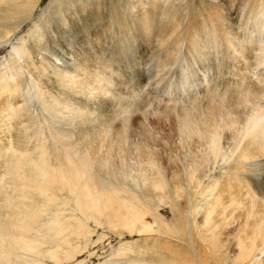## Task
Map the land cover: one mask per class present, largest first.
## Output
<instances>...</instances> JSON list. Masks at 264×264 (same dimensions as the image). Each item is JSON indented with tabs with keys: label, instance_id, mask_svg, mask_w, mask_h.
I'll use <instances>...</instances> for the list:
<instances>
[{
	"label": "bare ground",
	"instance_id": "1",
	"mask_svg": "<svg viewBox=\"0 0 264 264\" xmlns=\"http://www.w3.org/2000/svg\"><path fill=\"white\" fill-rule=\"evenodd\" d=\"M28 2L0 0V6L6 4L0 9V26L10 30L7 35L19 27L10 22L25 12ZM160 2L149 0L150 8L132 2L123 24L109 28L96 23L93 34L86 33L77 47L57 58L52 67L57 93L45 118L54 141L52 157L46 143L39 144L36 154L4 135L11 127L17 129L18 93L23 90L0 74V136L6 139L0 137V174L4 167L7 176L5 182L0 178V264L71 261L90 242V223L129 233L149 231L145 216L152 213L148 206L153 200L172 210L175 223L150 214L153 221H161L177 238L194 231L209 233L202 235L207 244L198 264H238L264 251V76L256 78L262 84L251 78L230 84L223 73L234 57V74L248 68L246 53L264 42V0L244 1L248 17L233 22L226 16V11L239 14L233 0H222L198 17L192 11L167 14L158 8ZM21 40V45L11 46L15 59L23 60L31 77L46 75L43 57L37 54V65ZM258 48L264 64V46ZM183 51L190 58L210 57L205 66L214 74L195 76ZM147 53L154 65L149 72L158 78L155 88L171 99L163 109L152 107L161 106L159 97L153 99L142 86L148 70L140 60ZM198 66L203 69L204 63ZM175 72L170 84L164 75ZM163 111L173 119L174 152L165 136L160 143L150 130ZM151 114L159 119L153 121ZM229 158L230 163L221 161L227 163L224 172L211 176L217 160ZM53 207L61 216L38 221ZM114 264L178 263L127 258ZM253 264H264V257Z\"/></svg>",
	"mask_w": 264,
	"mask_h": 264
},
{
	"label": "rangeland",
	"instance_id": "2",
	"mask_svg": "<svg viewBox=\"0 0 264 264\" xmlns=\"http://www.w3.org/2000/svg\"><path fill=\"white\" fill-rule=\"evenodd\" d=\"M230 1L232 0H226L229 4ZM244 1L246 0H233L232 3H234L237 7L239 14L236 15V12L231 14L226 11V16L230 19H228V21L233 22V19L240 20L241 16L242 18L248 17V15L245 14L246 7L243 5ZM132 2L138 5V7L146 6L150 8L149 0H29V6L25 12L13 18L10 22V24H12L14 21V24L17 23V25H19L14 32L7 35L10 30H6L0 26V30L3 35L0 42L9 39L8 43L0 45V74L6 73V77L8 76L7 78H9L8 82L10 81V83L13 84L15 81V84L18 83L21 90H23L22 93L21 91L18 93L21 100L18 103L19 112L17 113V118L19 123L17 125V129L14 132L11 127L8 132L4 133L9 140L13 138L15 145L17 143L18 147H22L27 151L28 148H31V152L36 154L38 153L39 144L41 142L47 144L49 156L55 152L53 145L54 141H52L53 137L51 136V132L48 131L45 121L46 116H48L46 112L47 107L50 105L53 96H56L55 94L57 93H55L56 90H54L55 88L57 89V86L55 85L57 79L52 69L54 63L57 64L59 62L57 59L58 57H65L67 52H70L72 46L77 47L78 45L76 44V41L78 42L81 38L86 36V33L93 34L95 32L94 26L98 27L96 23H99L100 25L103 23L104 27L109 28H116L117 26H120L118 23L123 24L122 19L124 18V14H129V12H131L128 5ZM221 3L222 0H161L158 8H162L163 12H166L167 14L173 11L178 16H186V14L188 15L192 11L198 17L200 11L205 10L206 12H211L215 5ZM1 5L0 9L6 8V4ZM129 9L130 11H128ZM115 15L117 17H113ZM240 31L243 33V29L240 28ZM40 38H42V40ZM244 38L245 37H243V40H246V38ZM21 39H24L26 45L31 48L33 59L37 65H41V58H39L37 54H40L43 57L42 59H44L43 65L46 68V75L44 74L41 78H39L38 73H36L31 77L29 72H27L23 60H18L17 57L15 59L11 46L21 45ZM261 39H264V34H262ZM38 43L41 45H37ZM245 44L248 45L247 42ZM258 46H264L263 40L260 45H252L250 52L246 53L248 55H246L247 59L250 61L249 63H251V65L239 72L240 74H234L237 72L235 65L233 66L234 62H236L235 57L229 63V70L226 71L227 68L224 69L225 71L223 70V73L226 77H228L227 79H230V84L237 79H243L241 81L246 83L249 78L253 79L258 84L261 83L256 80L257 76H264V64L260 63V61H262L263 53H261V48H258ZM143 55H145V53H143ZM143 55L140 60L142 63L141 66L142 68L147 69L148 72H146V83L143 82L144 84L142 83V86L146 92L148 91V94H151L152 98L153 96L154 98L156 96L155 99L159 97L158 101L161 102L160 104L162 107L160 105L158 107L156 103H153L152 107L163 109L164 105L170 104V96L168 97L161 89L155 88V81L158 78L155 77L156 79H154V75L152 76L151 73L152 71L149 72V69L152 70L154 65L153 67L150 65V55L148 53L145 57ZM186 57L188 59L186 64L188 70H192L194 68L196 71L195 76H198V78H202L203 74H208L209 77L214 74V70L208 73L209 69L205 66L206 64L209 66V61H212L210 57H206L204 54L202 56L197 55L195 58H190L183 51V58L186 59ZM198 63H204V68L200 69ZM177 66L178 65L175 63V65H172V67H174L172 69L177 68ZM232 67H235V70L232 69ZM254 73L255 76L253 75ZM165 75V80L170 82V84H173L176 72L172 77H170V73L168 74L169 76L166 73ZM157 92H161L160 94L163 96L162 100ZM177 97H180V95ZM148 109L151 110L152 108L149 107L147 110ZM161 114L158 115L161 120L156 117L157 115L155 116V114H151L153 121L154 119H159L157 121L155 120L150 126V130H152L151 133L155 134L154 136H157L160 143L166 142L167 148L169 150H173L172 152H174L176 149L175 142H177V137L174 133V129H172L173 119L166 115L164 111ZM141 117L142 116H137L138 119H142ZM4 126L5 125L1 124V131H3ZM4 135L1 133L0 137H3V139L6 140ZM164 136L165 142H163ZM130 160L131 162L134 161V159ZM230 160L232 161L233 158H229L226 161L222 159L217 160L218 163L215 162L217 164H214L213 168H215H212L211 170V176L216 175L219 177L224 172V165L227 164L223 162L230 163ZM4 171L3 167V174H0V178L5 182L7 176L4 174ZM9 189L10 187L8 188V191H10ZM11 207H13V203ZM148 207L152 208V213H150L152 216L154 214H160L168 220L164 221L165 223H175V221H173V212L168 206H164L162 204L158 205L157 201L153 200ZM60 213L61 211L58 210V207H53L46 212H42L38 217V221H45L51 216H61ZM74 214L75 212L73 215ZM150 214L148 213L145 217L147 218V222L151 224L152 230L150 229L145 232L135 231L129 233L124 230H109L108 227H97L95 224L90 223L89 228L93 233L90 235V242L88 241L86 248L83 249V252L76 255L71 261L62 262L61 264H77L79 262H81V264H100L106 261L114 264L125 261L127 258L137 260L144 259L145 261L153 260L172 262V260H175L178 264H184L185 260H189L192 264H198L197 257L203 253V249H205L207 244L206 240L202 238V235L208 236L209 233L203 232L202 234H199L197 231H194L187 234L184 238L180 237L179 239V237L177 238V234L175 235L174 233L167 232L166 227L160 224L161 221H153ZM187 231H189V227L187 228ZM99 237L101 238L100 240ZM190 241H192V244L188 243ZM200 245L203 247L199 248ZM263 257L264 251H258L251 260L238 264H253L256 260L262 259ZM223 264L230 263L225 261Z\"/></svg>",
	"mask_w": 264,
	"mask_h": 264
}]
</instances>
